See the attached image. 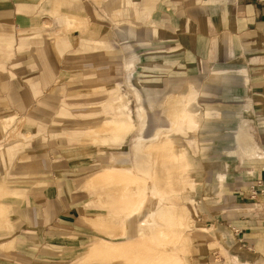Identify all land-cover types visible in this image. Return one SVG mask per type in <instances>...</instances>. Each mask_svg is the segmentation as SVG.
Masks as SVG:
<instances>
[{
  "label": "crops",
  "instance_id": "1",
  "mask_svg": "<svg viewBox=\"0 0 264 264\" xmlns=\"http://www.w3.org/2000/svg\"><path fill=\"white\" fill-rule=\"evenodd\" d=\"M155 50L160 53L154 54ZM153 58L162 62L158 67L169 58L176 70L190 69L197 74L205 70L206 78L215 66L233 65L243 72L238 76L244 85L240 86L238 99L243 107L239 111L247 116L251 146L260 154L242 163L239 182L223 187L221 204L211 202L205 212L195 207L201 216L189 238V253L191 264H264V5L255 0H0V120L24 116L44 133L40 139H32L26 158L14 163L10 175L0 166V233L6 223L9 233L0 235V264H98L87 262L92 247L104 240L98 237L96 241L94 230L102 233L108 216L115 233L119 227L125 228L119 226L118 209L113 204L102 220V210L95 206L93 180L113 166L129 169L133 179L141 181L145 208L146 180L132 168L112 164L97 172L99 162L70 161L61 151L47 148L65 81L74 78L85 86L118 81L121 70L131 66L149 75ZM183 76L175 74L174 82H183ZM200 81L194 76L189 79L191 84ZM102 89L106 86L92 87ZM226 91L222 98L231 102L235 96ZM190 100H183L184 108L190 106ZM170 116L171 122L175 116L171 123L175 131L177 113L170 111ZM186 123L180 128L185 133ZM59 131L61 134L62 129ZM166 134L142 145V153H151L158 162L159 177L153 180L145 159L146 165L138 164V170L158 187V192L152 193V199L161 201L156 210L176 213L175 222L167 227L180 229L175 233L184 249L181 234L185 219L162 199L165 191L175 190L171 185L176 186L189 162L186 151L175 152L172 137ZM163 135L170 140L168 148L161 143ZM236 135L238 141L251 140L242 128ZM21 148V152L13 148L1 156L5 159L7 155L11 162L26 146ZM9 179L15 181L7 192L2 181ZM114 181H118V173ZM101 196L98 193L100 203ZM3 208L8 210V222ZM141 237V243L148 244ZM125 243L128 247L118 246L125 248L122 253L127 257L139 252L134 241ZM94 259L98 260L95 255Z\"/></svg>",
  "mask_w": 264,
  "mask_h": 264
},
{
  "label": "rangeland",
  "instance_id": "2",
  "mask_svg": "<svg viewBox=\"0 0 264 264\" xmlns=\"http://www.w3.org/2000/svg\"><path fill=\"white\" fill-rule=\"evenodd\" d=\"M158 53H160L159 50L154 51V54ZM153 59L149 75H143L142 70L134 66L124 67L118 81H104L96 84L105 85L106 89L92 90V87L96 85L85 86L73 78L64 82L59 94L58 114L53 120L52 131H50L51 142L47 149L61 151V155L70 161L99 162V165H95L97 172L112 164L130 167L135 175L146 180L144 209L142 208L141 181L134 180L132 175L128 176V183L124 189L121 185L115 184L119 181L94 184L97 188V196L94 197L95 206L102 210L99 213L100 220L107 216L109 206L113 204V207L118 209V224L119 226L124 224L125 228L119 227L123 235L120 229L115 233L116 227L111 226L110 216H108L104 218V224L107 227L103 228L101 233L98 232V228L95 229L93 222L88 221L95 229V240L97 241L98 237L104 240H101L96 247L91 246L87 262L180 264L176 259L177 256L191 264L189 238L193 235L194 225L197 224L195 221L201 216L195 207L200 211L204 209L203 212H205L209 203L221 204L223 187L227 183L239 182L242 163L256 153L260 154V151L254 152L255 149L251 146L253 140L245 125L247 116L240 114L239 111V108L243 107V101L238 99L242 93L240 86H244L238 82L240 81L238 76H243L240 69L233 65L231 67L215 66L209 69V78H206L205 70L203 72L199 70L200 74H197L190 69L184 72L179 68L181 70L179 72L169 58H167L168 62H164L161 67H158V64L162 62H159L158 58ZM178 73L184 75L183 82L175 83L174 75ZM225 75L236 79L235 82L223 84V80L229 79H223ZM189 76H194V79L198 81L201 80V83H189ZM227 89L231 95L235 96L232 97L231 102L222 98L223 93H227ZM118 93H120L119 98ZM187 97L192 101H189L190 108L186 109L183 106V100ZM63 111H66L68 115H61ZM170 111L177 113L175 131L171 126L175 116L171 122ZM111 115L118 119L115 129L105 130L114 133L112 138H108L109 135L101 132L99 127L103 125L102 121ZM185 123L188 128L186 133L180 130L181 124ZM58 125L63 126L60 128ZM240 128L250 135L251 140H237L236 133ZM60 129H62L61 134ZM164 132L171 135L175 152L183 148L188 156V170L177 177L176 186L171 185L175 190L165 191L167 194L162 199L163 203L171 204L182 213L185 219V227L181 234L184 249L175 233L180 229L167 227L175 222L176 213L174 211L159 213L156 210L161 201L157 197L152 199V193L158 192V187L154 185L148 174L138 170V164L143 167L147 161L148 166L151 167L150 175L153 180L159 177L158 162H155L151 153H142V145L154 141ZM42 136L44 133L24 116L13 115L0 120V166L4 167L5 172L10 175L14 163L26 158L32 139L34 137L40 139ZM22 145L26 148L15 160L9 162L7 155L5 159L1 156L3 152L8 153L13 148H19L21 152ZM165 151L168 150L165 149ZM212 163L213 166H211ZM214 163L219 166H215ZM107 170L109 169L104 171ZM229 173L230 179L227 180ZM14 181L12 179L2 181L3 189L9 192L8 189L13 186ZM185 183H190L191 187ZM119 186L122 188L121 191L114 192V189ZM100 192L101 203L98 200ZM105 193L109 195L104 197ZM2 198L0 197V200ZM20 198L22 199L21 196ZM3 210L8 222V210L6 208ZM144 220L145 223H143ZM2 229L4 231H1L0 235L7 236L9 234L7 223ZM141 236L148 244L141 243ZM127 240L134 241L139 248V252L135 251L134 256L127 257V254L124 255L122 252L115 254L104 244V247H99L101 243L108 241L119 242L118 245L128 247L125 243ZM94 255L98 260L94 259Z\"/></svg>",
  "mask_w": 264,
  "mask_h": 264
},
{
  "label": "bare ground",
  "instance_id": "3",
  "mask_svg": "<svg viewBox=\"0 0 264 264\" xmlns=\"http://www.w3.org/2000/svg\"><path fill=\"white\" fill-rule=\"evenodd\" d=\"M117 119L118 117L115 116H110L105 118L102 122L103 125L99 127L101 132H104L105 135H109L107 136L108 138H112L114 136V133H110V132H106L109 131L111 129H115L117 126ZM98 130V126L96 127ZM106 130V131H105ZM106 132V133H105ZM161 143L164 145V147L168 148L170 146V140L169 138H167L165 135H163L161 137ZM117 170V171H116ZM116 171V172H115ZM116 173H118V181L119 185H121L123 187V189L127 186L128 183V176L130 177V171L129 169H125V168H119L116 166H113L112 168H109V170L102 172L98 177H96L98 180H93L94 184L98 182L99 183H109L114 181L115 175ZM121 187H116L114 189V192L119 193L121 191ZM104 245H106V247L113 249L114 253L116 252H125V248H123L122 246H118L115 243L112 242H106L104 243ZM120 247V248H118Z\"/></svg>",
  "mask_w": 264,
  "mask_h": 264
},
{
  "label": "built area",
  "instance_id": "4",
  "mask_svg": "<svg viewBox=\"0 0 264 264\" xmlns=\"http://www.w3.org/2000/svg\"><path fill=\"white\" fill-rule=\"evenodd\" d=\"M255 1H257L258 3H260V4H263V5H264V0H255Z\"/></svg>",
  "mask_w": 264,
  "mask_h": 264
}]
</instances>
